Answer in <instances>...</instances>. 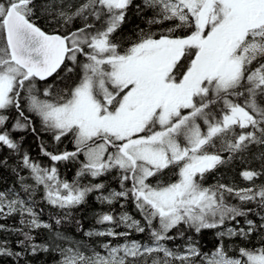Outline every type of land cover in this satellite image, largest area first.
I'll return each mask as SVG.
<instances>
[{
	"label": "snow or ice",
	"instance_id": "1",
	"mask_svg": "<svg viewBox=\"0 0 264 264\" xmlns=\"http://www.w3.org/2000/svg\"><path fill=\"white\" fill-rule=\"evenodd\" d=\"M132 4L0 0V146L20 154L23 137L12 133H35V115L55 142L70 138L75 148L52 153L41 145L43 154L52 162L80 164L69 182L55 165L43 167L23 154L35 186L21 177L24 196L0 191V217H20L19 227L0 224V231L20 237L15 248L0 241V258L30 264L28 256L58 252L57 264H264V184H203L207 173L250 146H264V0H143L135 7L152 11L149 25L170 26L159 34L140 29L135 41L117 42L114 34ZM42 16L54 23L51 33L36 23ZM77 20L82 23L73 27ZM61 69L76 73L73 85L38 86L54 75L60 79ZM13 109L17 115L8 127ZM260 159V170L241 172L244 180L264 176V152ZM107 175H114L119 190L81 183ZM170 175L176 178L166 179ZM37 186L63 212L56 226L92 193L102 205L131 200L141 219L127 211L98 213L95 223L107 227L84 232L111 238L98 251L41 219L31 199ZM230 197L239 203H229ZM121 226L126 231H116ZM40 229L48 231L46 241H37ZM207 229L245 241L255 232L262 242L226 249L221 239L207 253L191 237L175 249L168 246L186 231ZM133 232L147 234L148 242L127 239ZM121 237L123 243L112 244ZM65 242L68 247L61 246ZM233 250L237 255H229Z\"/></svg>",
	"mask_w": 264,
	"mask_h": 264
},
{
	"label": "trees",
	"instance_id": "2",
	"mask_svg": "<svg viewBox=\"0 0 264 264\" xmlns=\"http://www.w3.org/2000/svg\"><path fill=\"white\" fill-rule=\"evenodd\" d=\"M143 0H133V4L130 6L128 13L125 18L124 24L121 28L114 34V38L117 42L122 41H135L137 36L139 35V30L144 29L145 31H151L153 33L159 34L164 28L170 26L169 22H165L163 25H149L147 21L152 17L151 10L137 11L135 5L142 4ZM38 26H40L44 31L51 33L53 28L55 27L54 23H49V21L43 16L36 20ZM82 21H75L73 27H78ZM65 29L61 28L60 31L63 32ZM176 35H183V32L177 31ZM158 38V35H157ZM60 79H57L55 75L50 77L47 81H40L38 86L43 89L47 84H55L59 88H67L70 85H73L77 80L76 73H66L63 69L60 70ZM71 77V78H69ZM28 114V113H26ZM17 113L15 110H11L10 112V120L8 123V127H11L14 118ZM32 123L34 127L37 129L35 133L32 131L27 132H14L12 133L13 137L19 140L23 137L21 142V152L20 154H16L6 147L0 146V160L6 161V164H0V191H10L15 190L17 193H20L22 196L25 194L21 191L20 178H24V182L26 184L34 185V180L31 177L30 170L23 167L21 161L24 153H27L29 157L42 165L43 167H51L55 165L58 169V173L61 179L72 182L76 177V173L80 167L79 162H52L50 158L43 154L41 145L48 152L52 153H60L63 151H74V145L71 142L70 138H62V141L57 143L53 140L52 134L44 131L40 126V120L35 115H32ZM264 152V146L252 145L247 153L243 154V156L237 155L235 158L230 160L227 164L220 165L212 172L207 173L205 175V179L203 184L205 186L216 185L219 181L222 184L235 187V188H246L251 184L255 183L257 185L264 184V176L259 177L254 181H246L240 175L244 170H260L262 161L260 159V153ZM227 156V154H224ZM84 157L80 156L79 160H83ZM171 176V178H169ZM166 179L173 180L172 175H170ZM98 183L103 182L106 185L105 192L110 189L119 190V184L114 177V175H107L104 177H100L98 179H92L90 177L83 178L81 183L87 184L89 182ZM35 186V185H34ZM96 194L92 193L87 197V200L84 204L78 206L77 208L72 209L71 217L62 221L61 225L56 226L55 219L62 216V210L55 208L49 205L45 197V192L43 186H37L36 191L33 193L31 199L35 200V209L40 213V217L43 221L51 223L54 228L58 227V230L64 233L69 240L72 242H82L85 246H94L96 250H100V245L102 243L107 242L109 237H92L88 238L84 235V232L97 229L104 228L107 225H97L95 223L96 216L98 213L102 212H114L115 215L120 214L123 211H127L136 219H141L140 214L136 211L131 200L129 201H121L120 203H116L112 206L102 205L100 204L96 198ZM27 198V197H25ZM229 203L238 204L239 201L234 198H229ZM123 203L124 207L121 208L120 204ZM247 207H251L255 209L254 204L247 205ZM249 218L255 220L259 223V217L254 215L253 213H249ZM19 219L18 215H12L7 218L0 217V224L5 225L8 228L19 227ZM241 221L240 226H243V218H238ZM76 221H79L83 226V231L77 227ZM235 224V222H231L226 226L231 227ZM222 230V229H221ZM116 231L123 232L126 229L121 226L116 228ZM217 229H207L203 230L201 233L196 234L192 231H186L184 238H177L174 241H169L168 246L171 248H176L178 245H183L188 237H191L193 241L197 243V246L204 253L212 251L223 239V243L226 249H236L238 247H248L251 248L253 246L259 247L261 244V237L258 233H252L251 237L248 241L242 240L237 237L232 238H220L216 235ZM175 229L173 230V233ZM171 234V233H170ZM15 234L0 231V241L8 240L9 246L15 248V241L19 239ZM49 238V233L45 229L38 230L36 234L37 241H46ZM126 238L112 239V244L115 245L117 243H123ZM127 239L140 240L141 242H148L147 234H137L135 232L132 233L131 237ZM62 247H68L69 243L65 242L61 244ZM19 250V249H16ZM229 255L235 256L237 253L233 250L229 252ZM27 260L30 261V264H57V262L61 259V256L58 252H49V253H39L37 256H28ZM199 259V258H197ZM0 264H13V260L11 258H0ZM20 264H24V261H20Z\"/></svg>",
	"mask_w": 264,
	"mask_h": 264
},
{
	"label": "bare ground",
	"instance_id": "3",
	"mask_svg": "<svg viewBox=\"0 0 264 264\" xmlns=\"http://www.w3.org/2000/svg\"><path fill=\"white\" fill-rule=\"evenodd\" d=\"M41 128H42V126H40ZM43 129V128H42ZM173 176V175H172ZM169 178H171V176L169 177ZM176 177L174 176V177H172V179L174 180ZM218 183H220V181L218 182ZM222 184V183H221Z\"/></svg>",
	"mask_w": 264,
	"mask_h": 264
}]
</instances>
